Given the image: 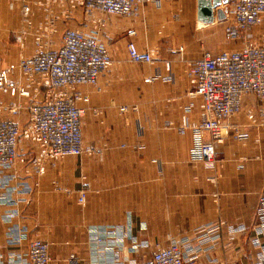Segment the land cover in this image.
Wrapping results in <instances>:
<instances>
[{
  "label": "crops",
  "instance_id": "obj_1",
  "mask_svg": "<svg viewBox=\"0 0 264 264\" xmlns=\"http://www.w3.org/2000/svg\"><path fill=\"white\" fill-rule=\"evenodd\" d=\"M24 1L31 3L34 26L41 22L44 12L35 0H0V47L20 28ZM218 8L225 13L226 3ZM215 11L213 21L203 23L197 0H156L140 3L133 17L103 15L97 38L112 64L95 85L79 87L88 101L78 102L83 144L101 151L58 159L39 177L27 175L22 163L0 174V264H16L34 238L49 244L48 264H127L183 239L195 244L218 223V240L202 245L193 264H264V123L253 125L246 115L259 103L244 96L230 120L234 129L206 165L194 130L202 100L190 93L184 72L206 52L264 43V16L230 40L225 17L219 20ZM54 12L57 44L66 28L95 29L81 10L69 17ZM129 42L140 51L156 50L155 63L130 61ZM33 50L29 33L23 56ZM129 61L134 65L124 66ZM20 153L31 155L30 145ZM107 229L117 235L106 236Z\"/></svg>",
  "mask_w": 264,
  "mask_h": 264
},
{
  "label": "built area",
  "instance_id": "obj_2",
  "mask_svg": "<svg viewBox=\"0 0 264 264\" xmlns=\"http://www.w3.org/2000/svg\"><path fill=\"white\" fill-rule=\"evenodd\" d=\"M148 1L156 2L35 0L33 3L44 12L36 26L32 21L31 3L24 1L22 28L15 41L23 46L32 33L34 50L29 56L20 55L13 66H0V174L6 169L15 170L16 165L22 163L27 175L39 177L49 164L63 157L100 153V148L84 145L82 141L80 120L84 109L78 102L88 99L79 87L95 85L98 76L112 64L106 47L97 38L98 30L104 26L103 15L133 17L140 3ZM56 9L63 17L81 10L94 25V31L66 28L57 44ZM263 16L264 0H226L225 36L230 40L242 38L261 23ZM127 53L134 63L154 64L156 61V50L140 51L132 42L127 44ZM184 72L192 84L190 93L202 100L199 124L194 126L198 155L203 163L212 165L215 146L234 129L230 120L241 111L244 96L252 95L259 103L256 113L246 112L250 122L253 125L264 123V43H244L229 52H206L201 58L187 62ZM127 110L126 106L120 107L121 112ZM182 125H187L185 117ZM204 132L206 138H203ZM234 136L239 138V134ZM26 143L32 153L23 156L20 150ZM78 201L85 202L83 192ZM262 213L260 225L264 226V208ZM220 224L207 228L196 238L195 244L183 239L157 247L146 258L130 260L127 264H193L204 250L202 245L218 240ZM105 235L115 237L117 231L107 229ZM15 261L16 264H48L49 244L34 238Z\"/></svg>",
  "mask_w": 264,
  "mask_h": 264
},
{
  "label": "rangeland",
  "instance_id": "obj_3",
  "mask_svg": "<svg viewBox=\"0 0 264 264\" xmlns=\"http://www.w3.org/2000/svg\"><path fill=\"white\" fill-rule=\"evenodd\" d=\"M22 19V15H21ZM20 28L17 30L10 31L7 40L5 43L0 47V66H13L16 64L18 58L20 55H24V48H25V42L23 46H21L19 43L15 41V37L19 33V31L22 28V22L20 24ZM162 24L158 26V30L160 32L163 31ZM134 63L132 62H126L124 66H132Z\"/></svg>",
  "mask_w": 264,
  "mask_h": 264
},
{
  "label": "water",
  "instance_id": "obj_4",
  "mask_svg": "<svg viewBox=\"0 0 264 264\" xmlns=\"http://www.w3.org/2000/svg\"><path fill=\"white\" fill-rule=\"evenodd\" d=\"M226 0H197V19L203 23H210L214 19V10L219 20L224 19L223 9L218 8L225 4Z\"/></svg>",
  "mask_w": 264,
  "mask_h": 264
}]
</instances>
